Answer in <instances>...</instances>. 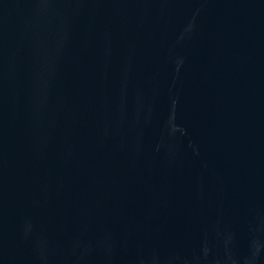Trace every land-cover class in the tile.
I'll use <instances>...</instances> for the list:
<instances>
[{"label":"water","instance_id":"obj_1","mask_svg":"<svg viewBox=\"0 0 264 264\" xmlns=\"http://www.w3.org/2000/svg\"><path fill=\"white\" fill-rule=\"evenodd\" d=\"M0 264H264V0H0Z\"/></svg>","mask_w":264,"mask_h":264}]
</instances>
